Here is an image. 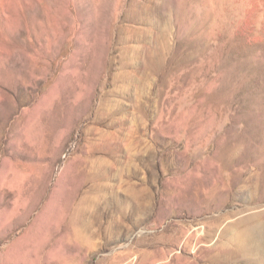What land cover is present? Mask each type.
I'll list each match as a JSON object with an SVG mask.
<instances>
[{"label":"rangeland","instance_id":"rangeland-1","mask_svg":"<svg viewBox=\"0 0 264 264\" xmlns=\"http://www.w3.org/2000/svg\"><path fill=\"white\" fill-rule=\"evenodd\" d=\"M0 264H264V0H0Z\"/></svg>","mask_w":264,"mask_h":264}]
</instances>
